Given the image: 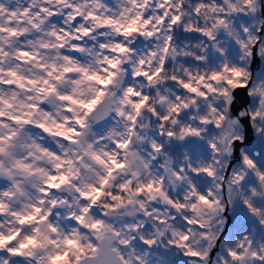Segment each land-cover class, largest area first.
Listing matches in <instances>:
<instances>
[{
    "label": "snow or ice",
    "instance_id": "obj_1",
    "mask_svg": "<svg viewBox=\"0 0 264 264\" xmlns=\"http://www.w3.org/2000/svg\"><path fill=\"white\" fill-rule=\"evenodd\" d=\"M260 63L264 0H0V264H264Z\"/></svg>",
    "mask_w": 264,
    "mask_h": 264
},
{
    "label": "trees",
    "instance_id": "obj_2",
    "mask_svg": "<svg viewBox=\"0 0 264 264\" xmlns=\"http://www.w3.org/2000/svg\"><path fill=\"white\" fill-rule=\"evenodd\" d=\"M139 43H137L138 45ZM261 69L260 71L257 73L259 74L261 71H264V63H261ZM254 136H255V140L254 142L249 145L250 148H252L253 150H255L257 152V154H259L261 151H264V146H262L258 140V138L256 137V134L254 132ZM230 219L229 223L228 220ZM241 223V220L237 217V215L232 211L231 206H229V209L226 213V235H232L233 232H235L237 230L238 225ZM228 225V226H227Z\"/></svg>",
    "mask_w": 264,
    "mask_h": 264
},
{
    "label": "water",
    "instance_id": "obj_3",
    "mask_svg": "<svg viewBox=\"0 0 264 264\" xmlns=\"http://www.w3.org/2000/svg\"><path fill=\"white\" fill-rule=\"evenodd\" d=\"M260 65L261 64H259V65H253V71L255 72L256 70H259V68H260ZM252 133H253V131H251V129H249V141H250V143H249V145L253 142V136H252ZM229 221H230V219L228 220V223H229ZM228 226V225H227Z\"/></svg>",
    "mask_w": 264,
    "mask_h": 264
},
{
    "label": "rangeland",
    "instance_id": "obj_4",
    "mask_svg": "<svg viewBox=\"0 0 264 264\" xmlns=\"http://www.w3.org/2000/svg\"><path fill=\"white\" fill-rule=\"evenodd\" d=\"M141 42H142V44H141V46L138 47V48H142V47L147 43L146 41H143L142 39H141ZM241 96L244 97L245 99H250V98H248V97L246 96V93L241 92Z\"/></svg>",
    "mask_w": 264,
    "mask_h": 264
}]
</instances>
